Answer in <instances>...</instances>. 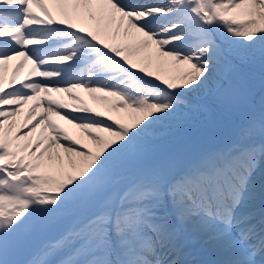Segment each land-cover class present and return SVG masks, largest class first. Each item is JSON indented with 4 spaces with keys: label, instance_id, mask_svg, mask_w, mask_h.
I'll list each match as a JSON object with an SVG mask.
<instances>
[{
    "label": "snow or ice",
    "instance_id": "6c2138e0",
    "mask_svg": "<svg viewBox=\"0 0 264 264\" xmlns=\"http://www.w3.org/2000/svg\"><path fill=\"white\" fill-rule=\"evenodd\" d=\"M209 101L236 140L152 145ZM0 264H264V0H0Z\"/></svg>",
    "mask_w": 264,
    "mask_h": 264
},
{
    "label": "rangeland",
    "instance_id": "374dc122",
    "mask_svg": "<svg viewBox=\"0 0 264 264\" xmlns=\"http://www.w3.org/2000/svg\"><path fill=\"white\" fill-rule=\"evenodd\" d=\"M253 72V82L255 85V96L257 95V111L260 100V69L255 67ZM85 99H88L87 95ZM91 102V101H89ZM177 123L171 129L157 132L151 141L155 148L167 150L176 149L181 141H186L189 153L195 154L198 149H211L216 144L220 147L226 146L229 142L237 139L238 130L244 121V113L235 109L222 108L211 101L208 102L206 110L196 113H183L176 118ZM185 136V139H182ZM157 140V141H156ZM199 140V141H198ZM197 145L194 146L195 142ZM259 181V174L257 176ZM58 228L48 231V234H54ZM210 250L211 245H207Z\"/></svg>",
    "mask_w": 264,
    "mask_h": 264
},
{
    "label": "bare ground",
    "instance_id": "6f19581e",
    "mask_svg": "<svg viewBox=\"0 0 264 264\" xmlns=\"http://www.w3.org/2000/svg\"><path fill=\"white\" fill-rule=\"evenodd\" d=\"M22 72H23V70H22Z\"/></svg>",
    "mask_w": 264,
    "mask_h": 264
}]
</instances>
